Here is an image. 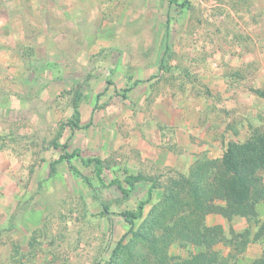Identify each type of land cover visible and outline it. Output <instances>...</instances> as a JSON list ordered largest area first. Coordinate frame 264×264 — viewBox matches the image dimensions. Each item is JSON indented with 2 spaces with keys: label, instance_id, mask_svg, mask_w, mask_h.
<instances>
[{
  "label": "rangeland",
  "instance_id": "obj_1",
  "mask_svg": "<svg viewBox=\"0 0 264 264\" xmlns=\"http://www.w3.org/2000/svg\"><path fill=\"white\" fill-rule=\"evenodd\" d=\"M184 2L0 0V264H106L124 235L116 264H186L207 249L190 239L204 225L221 227L212 250L231 264L264 255V239L234 254L229 241L256 224L222 215V201L197 224L193 206L162 198L170 179L264 129V0ZM76 105L88 126L74 131ZM54 141L82 175L56 163ZM96 157L104 184L84 163ZM139 172L161 186L131 232L121 213L150 183L129 196L109 183Z\"/></svg>",
  "mask_w": 264,
  "mask_h": 264
},
{
  "label": "trees",
  "instance_id": "obj_2",
  "mask_svg": "<svg viewBox=\"0 0 264 264\" xmlns=\"http://www.w3.org/2000/svg\"><path fill=\"white\" fill-rule=\"evenodd\" d=\"M185 1L184 4L189 2V0ZM80 114L79 105H76L74 117L69 121L74 131L88 126L82 124ZM53 145L61 151V156L56 163L65 161L73 172L82 175L73 164L74 157L79 154L76 152L75 155L69 152L68 143L62 144L54 141ZM84 163H94L96 175L104 184L103 160L99 157L89 158L84 159ZM144 181L150 183L146 198L140 201L136 210L121 213L129 223L131 232L135 230L137 221L143 217L145 206L152 201L161 183L158 178L142 172L129 174L124 180L116 178L109 183L110 186H116L124 195L129 196L137 184ZM185 192L191 201L184 202L182 200L180 195ZM162 198L168 203L175 201L174 210L185 205L193 206L194 214H199L197 224H202L200 219L202 220L204 212L208 211L206 210V202L217 200L223 202V204L218 205L222 215L228 218L238 215L254 221L257 229L254 234L250 229H247L244 232L236 233L229 241V245L234 249V254L237 253L236 256L242 255L250 242H261L264 239V222L259 219V206L264 204V129L252 127L251 135L246 140L228 142L221 159L199 161L192 167L190 175H181L180 179H170L165 186ZM165 213L158 218V224L165 219ZM193 230L190 233V239L198 244H206L207 249L194 254L186 264H231V253L223 256L212 250L213 242L217 241V237L222 232L221 227L219 232H216L215 227L205 225L201 229L198 227ZM224 237L222 234L219 241H223ZM125 238L126 235L119 240L106 264L118 262L125 248ZM252 264H264V255Z\"/></svg>",
  "mask_w": 264,
  "mask_h": 264
}]
</instances>
